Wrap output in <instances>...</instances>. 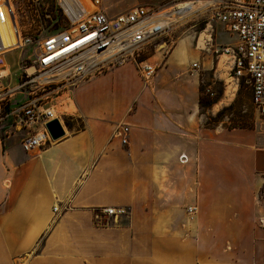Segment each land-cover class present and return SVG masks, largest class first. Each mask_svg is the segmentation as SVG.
<instances>
[{"label":"crops","instance_id":"1","mask_svg":"<svg viewBox=\"0 0 264 264\" xmlns=\"http://www.w3.org/2000/svg\"><path fill=\"white\" fill-rule=\"evenodd\" d=\"M187 47L150 80L125 62L71 88L61 108L78 126L57 142L0 141V264H264L262 153L250 130L202 123Z\"/></svg>","mask_w":264,"mask_h":264},{"label":"built area","instance_id":"2","mask_svg":"<svg viewBox=\"0 0 264 264\" xmlns=\"http://www.w3.org/2000/svg\"><path fill=\"white\" fill-rule=\"evenodd\" d=\"M196 1L164 8L136 3L109 15L99 0H55L53 7L44 0H0V26L14 39L4 46L0 35V141L17 140L26 153L57 142L63 135L52 139L46 124L57 119L66 133L62 96L112 66L132 62L141 77L150 80L157 65L141 58L143 49L152 38L188 19ZM202 1L194 13L208 12V19L231 38L215 48L227 61L226 88L233 93L244 83L264 126V0ZM192 68L200 66L194 62ZM128 132V125L120 126L122 144H127ZM102 213L117 217L125 210L105 207Z\"/></svg>","mask_w":264,"mask_h":264},{"label":"rangeland","instance_id":"3","mask_svg":"<svg viewBox=\"0 0 264 264\" xmlns=\"http://www.w3.org/2000/svg\"><path fill=\"white\" fill-rule=\"evenodd\" d=\"M48 7H53L55 0H44ZM113 5L114 10L127 9L136 3L147 4L154 8H164L172 5L179 0H108ZM53 4V5H52ZM51 14V12H50ZM177 24L168 29L163 34L152 38L143 49L141 58L148 59L157 65L156 75L160 68L167 64L166 60L170 52L175 46L187 42L188 52H194L195 60H199L200 68L198 70L199 90H202L200 96L203 100H209L211 105L201 108L202 123L208 127H223L225 131L237 133L240 131H251V149H255L256 153H262V161H264V126L258 120L254 108L250 101V90L244 83H240L237 90L233 93L230 88H226V67L227 61L224 56L218 57L216 53H212V49L231 41V38L222 30L220 24L212 22L208 19V12L189 15ZM175 27V29H174ZM218 34L216 35V33ZM222 42V43H221ZM197 45H199L197 47ZM209 47V48H208ZM19 50L14 52L13 56ZM17 58V57H16ZM137 68V65H135ZM188 64L182 65L180 69L183 77L187 70ZM10 70H16L15 61H10ZM225 82V83H224ZM17 84L16 78L11 80V85ZM212 90L215 95L210 97L206 90ZM74 127L78 126L76 121L73 122ZM256 176L251 178V186L255 188L257 182L264 177V163L256 169H251ZM255 171V172H254ZM259 197L264 196V184H261L257 191Z\"/></svg>","mask_w":264,"mask_h":264},{"label":"bare ground","instance_id":"4","mask_svg":"<svg viewBox=\"0 0 264 264\" xmlns=\"http://www.w3.org/2000/svg\"><path fill=\"white\" fill-rule=\"evenodd\" d=\"M202 3H203L202 0H197L196 3L194 5H192L191 14H189V15L194 14L195 9ZM0 35L2 37V41H3L4 46H9V45H11V43L14 42V39L10 35V31L1 27V26H0Z\"/></svg>","mask_w":264,"mask_h":264},{"label":"water","instance_id":"5","mask_svg":"<svg viewBox=\"0 0 264 264\" xmlns=\"http://www.w3.org/2000/svg\"><path fill=\"white\" fill-rule=\"evenodd\" d=\"M46 127L52 139L61 137L65 133L57 119H52L49 122H47Z\"/></svg>","mask_w":264,"mask_h":264},{"label":"trees","instance_id":"6","mask_svg":"<svg viewBox=\"0 0 264 264\" xmlns=\"http://www.w3.org/2000/svg\"><path fill=\"white\" fill-rule=\"evenodd\" d=\"M199 92L200 94H202V90L201 91L199 90ZM199 105H200V108H203V107L211 105V102H209V100L204 101L203 97L199 96ZM65 122L68 127H71L73 124L70 118H66Z\"/></svg>","mask_w":264,"mask_h":264}]
</instances>
